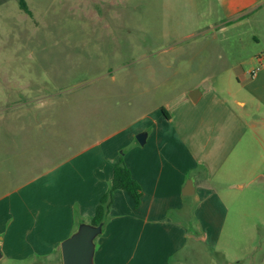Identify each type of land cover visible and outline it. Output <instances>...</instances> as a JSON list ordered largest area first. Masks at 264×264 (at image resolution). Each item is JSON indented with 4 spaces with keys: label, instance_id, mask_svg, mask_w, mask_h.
<instances>
[{
    "label": "crops",
    "instance_id": "obj_1",
    "mask_svg": "<svg viewBox=\"0 0 264 264\" xmlns=\"http://www.w3.org/2000/svg\"><path fill=\"white\" fill-rule=\"evenodd\" d=\"M147 19L151 37L165 41L158 28L165 22ZM188 29L181 40L189 43L175 55L180 65L171 72H180L182 90L133 123L98 139L78 133L60 153L39 137L45 129L26 128L38 121L30 123L23 112L5 118L3 125L19 128L7 136L31 141L46 161L37 174L0 192V264H62L61 243L90 224L119 161L139 186L140 202L112 193L93 264H257L259 243L241 245L235 258L224 250L234 249L235 241L220 244L236 190L264 185V0H216V22ZM196 88L201 94L192 103L187 93ZM94 92L88 109L77 108V119L94 120L112 98L109 90ZM117 109L116 115L124 112ZM53 117L54 129L56 111ZM139 133H146L143 145ZM189 179L193 191L184 196Z\"/></svg>",
    "mask_w": 264,
    "mask_h": 264
},
{
    "label": "rangeland",
    "instance_id": "obj_2",
    "mask_svg": "<svg viewBox=\"0 0 264 264\" xmlns=\"http://www.w3.org/2000/svg\"><path fill=\"white\" fill-rule=\"evenodd\" d=\"M26 3L31 16L19 9L18 0H0V117L3 125L10 112L25 113L30 123L39 122L26 128L45 129L39 137H48L55 144V152L59 147L60 153L69 151L78 133L85 139H98L106 135L107 129L113 132L120 123H133L138 116L151 114L182 90L180 72L176 76L171 73L180 65L174 60L175 55L189 43L181 37L190 31V26L202 29L216 22V0ZM147 17L166 23L158 24L165 41L151 37ZM97 88L111 91L107 96L112 98L105 101L97 115L91 116L95 121L77 119V108L88 109L97 98ZM118 107L124 112L116 115ZM55 111L59 123L53 129ZM76 124L81 128H75ZM8 129L19 128L9 123L0 126V192L12 186L11 182L38 173L46 161L40 159L41 153L31 141L21 140V135L17 139L8 137ZM35 189L37 186L31 191ZM236 191L220 246L225 248L226 243L235 241L234 249H224L235 258L241 255V245L259 243L254 257L261 264L264 185H245Z\"/></svg>",
    "mask_w": 264,
    "mask_h": 264
},
{
    "label": "water",
    "instance_id": "obj_3",
    "mask_svg": "<svg viewBox=\"0 0 264 264\" xmlns=\"http://www.w3.org/2000/svg\"><path fill=\"white\" fill-rule=\"evenodd\" d=\"M201 92L193 89L187 93V97L195 103ZM146 140V133L136 135V141L143 145ZM193 191V182L189 179L184 187L182 194L188 196ZM101 226L90 224H80L75 233L63 241L60 246L62 264H93L94 239L101 233ZM2 257L0 251V258Z\"/></svg>",
    "mask_w": 264,
    "mask_h": 264
},
{
    "label": "trees",
    "instance_id": "obj_4",
    "mask_svg": "<svg viewBox=\"0 0 264 264\" xmlns=\"http://www.w3.org/2000/svg\"><path fill=\"white\" fill-rule=\"evenodd\" d=\"M19 9L26 15L31 16L26 0H18ZM161 112L166 116L164 109ZM125 192L137 206L140 202V188L137 183L131 178L129 171L124 167L121 161L114 165L112 171V181L108 191L100 198L95 209L94 215L90 220V225H102L108 209L112 202V193L114 191Z\"/></svg>",
    "mask_w": 264,
    "mask_h": 264
}]
</instances>
